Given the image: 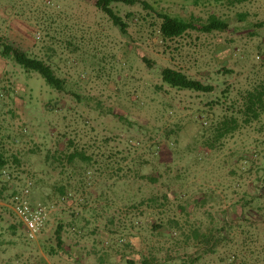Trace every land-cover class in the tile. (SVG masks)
<instances>
[{
  "label": "rangeland",
  "instance_id": "rangeland-1",
  "mask_svg": "<svg viewBox=\"0 0 264 264\" xmlns=\"http://www.w3.org/2000/svg\"><path fill=\"white\" fill-rule=\"evenodd\" d=\"M111 6L126 33L96 0H0V41L66 80L54 89L0 46V258L264 264V0ZM162 13L221 27L164 38ZM165 67L214 89L170 86ZM29 180L53 208L36 240L5 205ZM92 203L105 214L86 223Z\"/></svg>",
  "mask_w": 264,
  "mask_h": 264
},
{
  "label": "trees",
  "instance_id": "trees-1",
  "mask_svg": "<svg viewBox=\"0 0 264 264\" xmlns=\"http://www.w3.org/2000/svg\"><path fill=\"white\" fill-rule=\"evenodd\" d=\"M138 0H96V5L104 12H106L114 24L119 26L121 30L126 33V22L122 17L116 13L111 4L114 2H124L127 4H135ZM244 1V0H238ZM163 19L160 25V32L164 38L178 37L186 33L188 30H199L202 32H212L220 29V19L216 15L210 16L207 21H202L200 18L191 20H185L178 16L162 13ZM264 23V22H262ZM261 25V24H260ZM1 53L5 57L13 59L17 64L22 66L26 70H34L39 72L45 80L57 90H64L66 80L59 77L54 68L46 63L43 59L29 54L28 52L10 44L7 41H0ZM162 79L170 86L180 89H191L201 92H211L214 89L212 84H207L199 79L188 76L185 72L177 70L171 67H165L162 69ZM8 161L5 159L2 153H0V174L2 169L7 165ZM60 239V237H59ZM129 264H191L185 261L176 263L172 261H160L155 258L144 257L140 260L130 259Z\"/></svg>",
  "mask_w": 264,
  "mask_h": 264
},
{
  "label": "built area",
  "instance_id": "built-area-1",
  "mask_svg": "<svg viewBox=\"0 0 264 264\" xmlns=\"http://www.w3.org/2000/svg\"><path fill=\"white\" fill-rule=\"evenodd\" d=\"M4 176L10 177L6 169H2ZM32 181H27L21 188L12 192L5 205L12 211L20 225L25 229L31 240H36L43 233L50 221L53 208L45 202H34L31 199ZM68 199V197H64Z\"/></svg>",
  "mask_w": 264,
  "mask_h": 264
},
{
  "label": "crops",
  "instance_id": "crops-1",
  "mask_svg": "<svg viewBox=\"0 0 264 264\" xmlns=\"http://www.w3.org/2000/svg\"><path fill=\"white\" fill-rule=\"evenodd\" d=\"M115 179H114V181L112 182V189H114V191H115ZM94 188L92 187L90 190H89V194H88V196H93V195H96L95 193H94V191L95 190H93ZM110 199L112 200V201H115V196H114V194H113V196H111L110 197ZM114 203V202H113ZM96 204V203H95ZM95 204L94 203H92V204H89V211H88V218H85L84 219V221L86 222V223H89L92 219H93V217L95 216V214H97V210L95 209ZM100 207H102L103 208V206H101L100 205ZM102 208H100L101 209V212H99L98 211V214L97 215H101L104 211H103V209ZM119 209H116L115 208V206H114V209H113V212H114V214H113V219H111L112 221H110V222H115V219H116V217H119L120 218V212L118 211ZM95 211H96V213H95ZM103 214H105V212L103 213ZM109 222V223H110ZM109 232H116V229H114V228H110L109 230H108ZM65 238V237H64ZM62 239H63V237H62ZM137 239V238H136ZM136 239H133L132 241H133V243H136ZM64 240V239H63ZM80 245V244H79ZM0 264H11V262H9V261H5L4 260V258L2 257V258H0Z\"/></svg>",
  "mask_w": 264,
  "mask_h": 264
}]
</instances>
